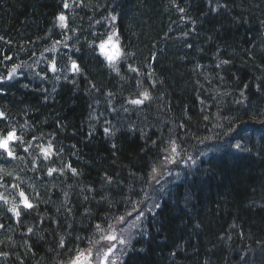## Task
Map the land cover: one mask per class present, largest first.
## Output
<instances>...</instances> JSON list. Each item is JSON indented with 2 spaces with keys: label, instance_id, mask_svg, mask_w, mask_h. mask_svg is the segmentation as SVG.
Returning <instances> with one entry per match:
<instances>
[{
  "label": "trees",
  "instance_id": "1",
  "mask_svg": "<svg viewBox=\"0 0 264 264\" xmlns=\"http://www.w3.org/2000/svg\"><path fill=\"white\" fill-rule=\"evenodd\" d=\"M67 2L0 0V264H67L150 196L119 264H264V0ZM173 142L198 166L158 184Z\"/></svg>",
  "mask_w": 264,
  "mask_h": 264
},
{
  "label": "snow or ice",
  "instance_id": "2",
  "mask_svg": "<svg viewBox=\"0 0 264 264\" xmlns=\"http://www.w3.org/2000/svg\"><path fill=\"white\" fill-rule=\"evenodd\" d=\"M82 2H83V0H73V3L76 4V6H80L82 4ZM210 2H211V0H210ZM221 6L222 7H226V5H221ZM63 7L65 9H67V8L70 7V5L67 2V0H63ZM213 10L215 11L216 9H213ZM179 11L184 12V9L183 8H180ZM111 19L113 21H115L116 20V17L115 16H112ZM58 20H59L60 26L62 28L67 27V25L65 23L66 16L63 13H61V14L58 15ZM113 35H115V33H113ZM112 38H113L112 35H109L108 36V42H111L112 41ZM0 39H2V38H0ZM57 43H59V41H57ZM99 47H100L101 50H103L105 48V42H101L100 45H99ZM113 48L116 49L114 53H105V55H106V57H107V59L109 61L114 60L116 58V56H119L120 55V50L118 48H116L115 45H113ZM223 63H227V61H224ZM17 67H19V65ZM71 67H72L73 70L79 71V66L75 62H72ZM129 67H130V70L131 71H137L136 69L131 68V66H129ZM53 70H55V65H53ZM13 71H15V68L13 69ZM8 78L9 79L11 78V73H9V77ZM0 79H2V78H0ZM93 87H95V85H93ZM142 95L144 96L145 99H148L149 98L147 92L142 93ZM130 103L133 104V105H140V104L143 103V101L140 100V99H133V100L130 101ZM125 110L127 111V109H125ZM5 118H6V114L3 111H0V119H5ZM104 131L107 133L108 132V129H105ZM13 139H19V138L15 136V132L14 131L7 132V135L5 137L0 138V149H3L7 153V155L9 157L16 158L14 156V153L9 149V142L12 141ZM34 139H35V137H34ZM48 147L50 149L52 147L51 144H49ZM113 147H115V145H113ZM236 147H239V145H237ZM25 151H27V149H25ZM44 151H45V154H47V150H44ZM172 151L173 152L176 151V147L174 145V142H173ZM167 159H168V157H165V160H167ZM67 167L71 168V165L69 164ZM52 171H55V170L54 169L50 170L49 171V175H51ZM71 171H72L73 174L76 173V169L75 168H71ZM153 171H155V169ZM6 175H11V174L10 173H6ZM20 196L21 197H24L25 196V194H24L23 191L20 192ZM0 198H3V197H0ZM23 202H24L25 207H27V208H31L32 207V205L30 203H28L26 197H25V199H24ZM156 207H159V205H156ZM12 211H14V212L16 211L15 206L13 207ZM16 214L19 215L18 212ZM142 214L143 213H141V215ZM120 220H121V222H123V218L122 217L120 218ZM2 227H3V225H0V228H2ZM31 231L32 230L29 229V232H31ZM116 239H117V237H114V236H108L107 237V240L108 241H113V240H116ZM119 243L125 244L126 243V240L125 239H120L119 240ZM61 246H63V244H61ZM113 250H114V245L112 247H109L108 248V251H107V253H105L104 258L102 259L101 264H107L108 255H110ZM72 264H80L79 257L75 258L73 260Z\"/></svg>",
  "mask_w": 264,
  "mask_h": 264
},
{
  "label": "rangeland",
  "instance_id": "3",
  "mask_svg": "<svg viewBox=\"0 0 264 264\" xmlns=\"http://www.w3.org/2000/svg\"><path fill=\"white\" fill-rule=\"evenodd\" d=\"M113 45L114 44H105V48L102 51L103 54H105L106 50H110V53H114L115 52V48H113ZM106 57V55H105ZM118 56H116V58L112 61H109L106 57V59L108 60L109 63L115 61L117 59ZM15 139H13L14 141ZM165 157H168L167 160H163L162 164L158 166V168L155 169L154 171V174H153V177L152 179L155 181V182H162L164 181V179H166V177L168 178L171 174H173V172L179 168L180 170L183 168L182 167H185L187 166L190 167V166H194L195 165V161H194V158H193V155H191L190 153L184 151H176V152H173L172 149H170V151H168L166 154H165ZM174 161V162H173ZM191 169V168H190ZM135 220L133 219H129L128 221L126 222H123L120 226H119V230L122 232V233H128V231L132 228V227H135Z\"/></svg>",
  "mask_w": 264,
  "mask_h": 264
}]
</instances>
